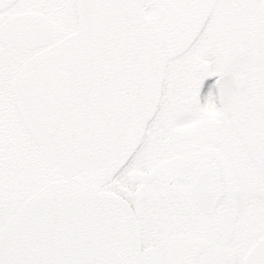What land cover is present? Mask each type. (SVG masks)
<instances>
[{"label": "snow or ice", "instance_id": "snow-or-ice-1", "mask_svg": "<svg viewBox=\"0 0 264 264\" xmlns=\"http://www.w3.org/2000/svg\"><path fill=\"white\" fill-rule=\"evenodd\" d=\"M0 264H264V0H0Z\"/></svg>", "mask_w": 264, "mask_h": 264}]
</instances>
